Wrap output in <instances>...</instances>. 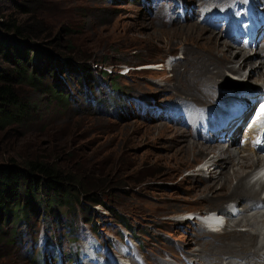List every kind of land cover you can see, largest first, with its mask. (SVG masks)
<instances>
[{
    "label": "rangeland",
    "instance_id": "obj_1",
    "mask_svg": "<svg viewBox=\"0 0 264 264\" xmlns=\"http://www.w3.org/2000/svg\"><path fill=\"white\" fill-rule=\"evenodd\" d=\"M237 1L0 0L1 14L11 15L27 30L28 35L19 39L32 48L27 65L38 77L34 86L18 84L17 94L25 109L20 116L0 124V165L22 167L25 161L34 159L48 162L75 181L82 180L84 186H100L96 198L102 201L91 203L72 189L76 182H69L72 188L58 192L39 185L36 208L27 207L21 218L14 216L19 206L12 210L14 201L8 202V209L0 215V264H42L45 241L64 247L66 259L74 239L110 240L118 246L120 232L140 241L139 245L130 238L132 264L196 259H209L208 264H251L252 256H240L242 241L234 238V242L228 235L235 228L233 222L240 218L244 219L233 233H256V243L250 244V250L264 252V244L260 243L264 242V204L257 197L247 202V196L233 199L231 195L220 200L226 189L208 196L207 183L218 181L209 178L212 171L204 173V168L216 160L208 161L213 153L208 151L195 160L181 157L182 143L192 138L189 132L193 131L170 121L161 106L172 99L193 98L205 111L208 103L224 97L223 90L228 87H262L250 71L251 64L263 60L264 35L257 48L242 46L250 53L245 66L237 68L242 62L237 55L236 62H227L235 71L222 69L223 75L215 79L219 82H212L214 86L200 83L207 78L201 68L204 51L187 35L186 28L192 23L203 26L195 18L202 5L208 9L217 6L222 8L226 21L210 29L220 35V40L229 41L221 32L226 22L232 25L236 18L229 7ZM256 3L264 7V0ZM181 5L192 7L180 19L176 12ZM237 8L239 13L240 3ZM253 10L245 8V12ZM208 28L205 34H209ZM202 44L210 48L208 43ZM231 47L235 51L239 46ZM167 59L169 67L164 66ZM68 67H74L73 71ZM258 71L264 74V67ZM121 93L132 98L139 116L127 115L125 102L129 100ZM141 105L146 106L147 114L141 112ZM156 108L160 109L158 115L149 113ZM142 114L149 115V119ZM180 132L185 142H178ZM197 133L198 142L204 144L203 133ZM231 138L230 144L218 143L231 148L247 146L245 152L251 153L245 141H237L240 136ZM216 166L212 170H218ZM258 176L264 181V169ZM253 177L250 175L247 181L254 183ZM231 201L237 203L240 214L227 228L215 233L217 239L196 220L185 219L188 212L225 208ZM111 248L113 254H119ZM90 253V249L84 250L85 255ZM205 254L208 257H202ZM260 256L256 259L264 261ZM46 264H53V258Z\"/></svg>",
    "mask_w": 264,
    "mask_h": 264
},
{
    "label": "bare ground",
    "instance_id": "obj_2",
    "mask_svg": "<svg viewBox=\"0 0 264 264\" xmlns=\"http://www.w3.org/2000/svg\"><path fill=\"white\" fill-rule=\"evenodd\" d=\"M211 1H213V0H211ZM215 4H217V2ZM256 4L259 8L260 13L264 12L263 4H258V3H256ZM191 7H192V5H191ZM216 8H217V6H216ZM217 9L222 10V8H217ZM176 15L180 19L183 16V15L179 16L178 11L176 12ZM203 19H205V18H203ZM232 25H233V22H232ZM232 25H230L226 22V28H224L225 31L221 32L222 36H223V34H225L228 37V31L227 30L229 28H231ZM207 27H209L208 29L211 28L210 26H207ZM207 27L204 25L200 26L197 23H192V24H190V26H188L186 28V30H187V35L195 40L196 46L199 49L201 48L202 51H204L203 54L205 55V61H204V64L202 65L201 68H202V72L207 74L206 77L208 78V80H206L207 78L203 79V80H201L200 83H203L207 86H210V85L214 86V84H217L219 82V81L217 83L215 82L216 77L223 75L222 69L225 70V68H226L228 71H235L234 67H232L230 65L227 66V62H230V64L232 62H236L237 60H235V57L237 55H240L242 62L238 65L237 68H241V67L246 65L247 60L250 58V56H249L250 53L247 50H245L244 48H242V46H248V42L237 43L239 47H237V50L234 51V50H232V48H233V47H231L232 44L228 41V39L224 40V41L220 40L218 37L220 35L214 34V31L212 29L209 30V34H205ZM213 27H217V24H216V26L213 25ZM258 34L264 35V26L261 27ZM202 42L208 43L210 48H205L203 46ZM253 45L256 46V48L260 45L258 37L252 42V46ZM257 53L260 54L259 52H257ZM262 59L263 60H260L258 64H256V62L254 64H251L252 70L250 71V74L256 75V78H258V80L262 82V87L260 88L257 86L256 87L255 86H246V90L248 92L254 93L256 90H258V91H261V94H264V74L258 71L259 68L264 67V54H262ZM168 63H171V62H169L167 59L164 63L165 64L164 66L169 67ZM148 67H150L149 69L155 68L154 66L153 67L148 66ZM210 77L212 79H210ZM212 91H214V90H212ZM209 92H211V91H209ZM208 94L209 93H207V95ZM237 97H239L244 102H246V100L249 99V96L247 94H245V96H242V94L239 93V94H237ZM251 98H255V96H253ZM192 100H193V98H191V100H187V102L190 103V106L192 108V114L197 119L195 124H194L196 129L193 132H189L192 138L189 140L187 139L186 142H185L184 138H182V132H180V134H178V136H179L178 142H185V143H182V147H181V154L182 155H181V157H184L185 159H191V158L193 159L194 158V160H195L196 156H205L208 151L213 153V155H211L209 157L208 161H210L212 159H216V160H214V162L210 164L211 166L209 168H204L205 169L204 173L209 172V171H210L209 173H211V171H212V173L209 175V178H214L215 180L217 178L218 181L216 184H213V185L211 183H209V184L207 183L206 191H207L208 196L209 195L211 196L213 194V192H215V190L226 189L227 192H225V194H222V195L220 194V197H221L220 200H223L225 198L229 199V198H231V195H233V197H234L233 199L237 198L238 196H240V197L241 196L242 197L247 196L245 199V201H247V202H249L253 198L257 197L262 202V204H264V195H263V197L261 196L264 193V181L262 180V177L260 178V176H258L256 178V180L254 181V183H250L247 181V178L250 175L252 177V174H254V173L255 174L256 173L261 174V171L264 169V158H259L257 156L258 151L255 150V148L251 147V141L250 142L245 141L243 143L244 145L246 144L249 146V148H251L250 149L251 153L245 152V148L247 146H244L242 149L239 146L236 148H231V145L225 146L223 144H219L218 142H207V143H204L205 145L202 143H199L197 140L199 134L197 132H200V133L202 132V129H201L202 124L200 122V114L204 110L201 109L199 106L202 103L198 104L197 102L192 101ZM241 100H239V101H241ZM239 120L240 119L235 120L231 123V129L234 127V125H236V123ZM176 126H178V125H176ZM256 129H257V127L255 125L252 126L251 130L246 133V136L251 139L253 136V131H255ZM174 130L175 129H173V132H174ZM177 133H179V132L177 131ZM221 133H225V130L221 131ZM224 137H225V139H227L228 144H230V142L233 139V138H231L232 136L229 139L227 138L226 135ZM195 140H197V141H195ZM237 141L240 142V139L237 138ZM222 143H225V142L222 141ZM230 156H232V157H230ZM204 164H205V162H204ZM215 164H218V166H216V168H218V170H216L215 168H213V170H212V167H214ZM249 167L250 168L253 167L252 170L246 169ZM196 174H199V172ZM233 181H235V184H232ZM215 195H217V194H215ZM254 201H256V200H254ZM231 202H234V201H231ZM213 210H217V211L222 212L223 208L217 207L215 209L213 208V209H210L208 211H213ZM200 215L203 216L202 220H204V223H206V224H212V223L219 221V219H215L214 214L206 215V216H204V214H200ZM263 217H264V214H263ZM185 219L187 220V218H185ZM242 219H244V218H240L239 220H236L235 222H233L235 224V226H234L235 228L239 223L242 222ZM178 220L179 219H177L176 221H178ZM245 224L248 225L250 223L247 224V221H246ZM235 228H233L230 232H228V233H230L228 235L232 236L231 240L234 242H235L234 238L242 241L241 244H242L243 250H240V251H242V254L240 256H242L243 259L245 258V256H247V257L252 256V258H255V259H256V257H258L260 255L264 256V252H262V251L257 250L256 252H252L250 250V244L255 245V243H256V235H257L256 233L250 232V234H248V235H243V233L234 234L233 230H235ZM228 229H230V228H228ZM223 230H221V231H223ZM210 234H215V233H210ZM216 234H217V232H216ZM214 239H217V235L214 237ZM260 243L264 244L263 241ZM86 248L91 250L92 244L90 246L87 245L84 248V250ZM248 255H250V256H248ZM234 256H236V255H234ZM252 258L250 260L252 262L251 264H258V263L264 264V261H261L259 259L255 260ZM211 260H212V258H211ZM221 262H223V261H221ZM231 263L233 264V262H231ZM231 263H228V264H231ZM249 264H250V262H249Z\"/></svg>",
    "mask_w": 264,
    "mask_h": 264
},
{
    "label": "trees",
    "instance_id": "obj_3",
    "mask_svg": "<svg viewBox=\"0 0 264 264\" xmlns=\"http://www.w3.org/2000/svg\"><path fill=\"white\" fill-rule=\"evenodd\" d=\"M0 17V124H4L10 117L20 116L25 109L17 94L18 84L28 83L34 86L38 77L27 65L31 61L29 54L32 48L27 42L22 43L19 39L28 35L27 30L16 23V19L11 15L3 16L0 12ZM32 60L35 61V58ZM74 179L53 164L38 159L27 160L22 167L13 164L0 165V215L4 214L1 213L4 209H8L7 203L11 201H14L11 205L12 210L15 205L19 206L14 214L15 218L26 215L27 207L34 210L39 197V185L58 192L71 187L69 182H76V188L71 187L72 189L88 197L91 203L102 204V201L96 198L101 193L100 186H84L82 180ZM120 223L130 229L123 219H120Z\"/></svg>",
    "mask_w": 264,
    "mask_h": 264
},
{
    "label": "snow or ice",
    "instance_id": "obj_4",
    "mask_svg": "<svg viewBox=\"0 0 264 264\" xmlns=\"http://www.w3.org/2000/svg\"><path fill=\"white\" fill-rule=\"evenodd\" d=\"M260 115L261 117H264V105H261L260 107Z\"/></svg>",
    "mask_w": 264,
    "mask_h": 264
}]
</instances>
